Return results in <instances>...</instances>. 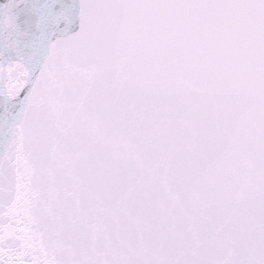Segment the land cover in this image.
<instances>
[{
  "label": "snow or ice",
  "instance_id": "6c2138e0",
  "mask_svg": "<svg viewBox=\"0 0 264 264\" xmlns=\"http://www.w3.org/2000/svg\"><path fill=\"white\" fill-rule=\"evenodd\" d=\"M0 264H264V0H0Z\"/></svg>",
  "mask_w": 264,
  "mask_h": 264
}]
</instances>
